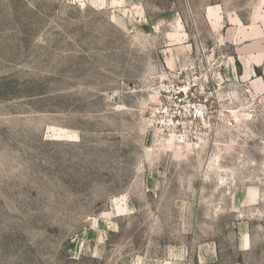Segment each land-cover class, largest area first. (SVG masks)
<instances>
[{
  "label": "rangeland",
  "instance_id": "1",
  "mask_svg": "<svg viewBox=\"0 0 264 264\" xmlns=\"http://www.w3.org/2000/svg\"><path fill=\"white\" fill-rule=\"evenodd\" d=\"M263 37L264 0H0V264H264Z\"/></svg>",
  "mask_w": 264,
  "mask_h": 264
},
{
  "label": "built area",
  "instance_id": "2",
  "mask_svg": "<svg viewBox=\"0 0 264 264\" xmlns=\"http://www.w3.org/2000/svg\"><path fill=\"white\" fill-rule=\"evenodd\" d=\"M167 97L170 105L165 110L166 119L163 120L164 128L174 134L177 144H186L200 137V120L207 105L197 99L196 88L181 85L168 91ZM172 107H180L177 109ZM171 133V134H172Z\"/></svg>",
  "mask_w": 264,
  "mask_h": 264
},
{
  "label": "crops",
  "instance_id": "3",
  "mask_svg": "<svg viewBox=\"0 0 264 264\" xmlns=\"http://www.w3.org/2000/svg\"><path fill=\"white\" fill-rule=\"evenodd\" d=\"M263 39H264V37H263ZM235 52H236V51H235ZM234 65H235V63H234V60H233V62H232V66H231L232 69H234ZM251 65H253V64L251 63L250 66H251ZM250 66L248 67L247 73L249 72ZM253 66H254V65H253ZM242 67H243V66H242ZM243 68H244V67H243ZM244 71H245V69H244ZM257 86H258L257 88L260 87V89H261V86H260L258 83H257Z\"/></svg>",
  "mask_w": 264,
  "mask_h": 264
},
{
  "label": "bare ground",
  "instance_id": "4",
  "mask_svg": "<svg viewBox=\"0 0 264 264\" xmlns=\"http://www.w3.org/2000/svg\"><path fill=\"white\" fill-rule=\"evenodd\" d=\"M174 136V135H173ZM172 137V136H171ZM169 141H171V139L169 138Z\"/></svg>",
  "mask_w": 264,
  "mask_h": 264
}]
</instances>
